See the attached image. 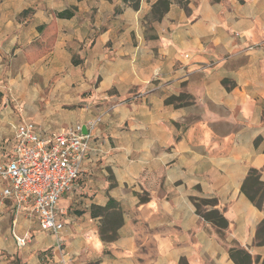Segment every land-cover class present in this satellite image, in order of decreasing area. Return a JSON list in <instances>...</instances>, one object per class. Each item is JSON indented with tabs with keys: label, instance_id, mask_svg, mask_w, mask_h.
<instances>
[{
	"label": "crops",
	"instance_id": "crops-1",
	"mask_svg": "<svg viewBox=\"0 0 264 264\" xmlns=\"http://www.w3.org/2000/svg\"><path fill=\"white\" fill-rule=\"evenodd\" d=\"M24 122L94 125L57 201L62 251L0 178V264H264V198L241 189L264 183V0H0V162Z\"/></svg>",
	"mask_w": 264,
	"mask_h": 264
},
{
	"label": "built area",
	"instance_id": "built-area-1",
	"mask_svg": "<svg viewBox=\"0 0 264 264\" xmlns=\"http://www.w3.org/2000/svg\"><path fill=\"white\" fill-rule=\"evenodd\" d=\"M93 125L42 134L32 122L16 124L10 158L0 162V178L6 182L2 196L13 200L17 210L29 205L40 229L54 234L55 246L61 251L63 224L57 217V201L80 176L88 128ZM83 127L87 133H82Z\"/></svg>",
	"mask_w": 264,
	"mask_h": 264
},
{
	"label": "trees",
	"instance_id": "trees-1",
	"mask_svg": "<svg viewBox=\"0 0 264 264\" xmlns=\"http://www.w3.org/2000/svg\"><path fill=\"white\" fill-rule=\"evenodd\" d=\"M242 1V0H241ZM74 14L73 10L71 9H65L61 12H57L56 16L59 18H69ZM185 97V98H184ZM180 98L182 100L179 102V104H186L189 102V97L187 95H181ZM175 100V97H171L167 100V102L172 103ZM259 173L252 169L248 172V175L246 176L244 183L242 185V191L248 196L256 206H260L261 202L264 198V183L260 182L258 180ZM217 204L216 199L214 198H204L194 199V205L196 212L203 218L207 219L210 222H212L215 227L218 228V232L222 235L223 231L227 228V220L225 219L222 212L218 211L215 206ZM109 207L106 206L105 208ZM207 207H210L207 209ZM115 208V206H114ZM114 215L119 220V212L116 210L114 212ZM256 234H255V240L258 244L264 245V220L261 221L259 224ZM101 238L104 241H109V237L105 236L103 232L101 233ZM229 256L234 260L237 264H252V257L249 255L244 249H239L237 247H231L229 248Z\"/></svg>",
	"mask_w": 264,
	"mask_h": 264
},
{
	"label": "water",
	"instance_id": "water-1",
	"mask_svg": "<svg viewBox=\"0 0 264 264\" xmlns=\"http://www.w3.org/2000/svg\"><path fill=\"white\" fill-rule=\"evenodd\" d=\"M82 133H83V134H84V133H87V129H86V127H83Z\"/></svg>",
	"mask_w": 264,
	"mask_h": 264
}]
</instances>
